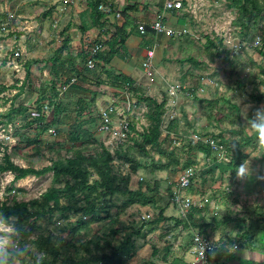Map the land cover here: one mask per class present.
<instances>
[{
  "label": "rangeland",
  "instance_id": "1",
  "mask_svg": "<svg viewBox=\"0 0 264 264\" xmlns=\"http://www.w3.org/2000/svg\"><path fill=\"white\" fill-rule=\"evenodd\" d=\"M26 1L28 0L20 2L19 9L23 15L35 16V22L38 24L37 35L48 37L50 48L45 52L42 50V48L46 49L44 45L42 43L38 45L40 49L28 62L33 74L31 75L29 69L27 70L28 79L17 92L13 90L14 85L10 88H0V92H4L2 96L0 95V164H5V155L16 166L32 167L36 170L49 166L52 160L69 158L77 152L82 153L86 160L95 158L100 154L101 147L95 140L90 141L89 136L84 137L85 132L80 135L86 138L80 146L72 145L70 140L67 143L66 139H62L63 135H60V129L55 120L51 123L55 133L51 134L48 132V125L39 120V116H34L33 110L40 114L43 100L40 101L39 97L42 94L48 96L53 93L50 88L54 83L49 72L50 57L52 58L57 48L62 45L61 41L68 38L69 44L60 56L69 55L71 62H76V65L82 67L87 57V54L85 58L82 57L85 53L84 41L100 40L106 45V36L103 35V38L98 36V27H91L95 30L92 34L88 32L91 28L83 32L81 26L90 24L88 16L81 13L73 14L69 7L63 10L64 12L57 10L58 8L50 11L44 9L47 6L44 0ZM193 1L194 4L189 5L188 11H181V14L175 13V17L185 20V23L181 22V26L185 27H180L186 30L182 39H157L155 51L158 50L159 54L155 67L165 76L166 81L157 77L148 87L140 85L139 93L129 90L137 101L141 96L153 98L159 103L164 101V113L171 109L168 106L169 103L177 102V106L172 109L176 117L172 120L173 124L169 123L173 125L171 129L169 128L171 134L165 135L163 132L160 134L161 149L158 147L148 149L149 156H145L143 152L134 155L139 162H145L144 164L149 168L144 167L133 173L128 186L131 190H135L140 182H144L151 188L155 187L153 194L158 200L157 203L161 207L167 206L170 203L172 183L179 171V168L172 164V160L178 159L181 163L185 162L192 153V164L197 173L193 182V191L197 188L196 193L210 196L208 203L213 204L212 211L207 209L211 204L206 203L200 207L204 209V215L200 214L202 217L199 220L206 229L207 225H216L215 233L218 237L224 238L222 234L232 225L228 220L229 217L233 219H231L232 222L240 219L239 215H242L251 222L252 217H256L257 211L264 215V205L260 204L262 200L264 201V145L257 143L256 133L246 123L247 117H251L256 107L264 106V0H257L263 10L254 20L247 21V26L242 24L237 9L233 7L230 0ZM183 3L187 8L186 0ZM7 4L14 6L18 2L7 0ZM70 13L73 16H70ZM123 20H125L124 16ZM50 21L56 27L49 25ZM135 21L136 19L133 18L132 22ZM176 26V24L173 25L174 28ZM117 27L116 23L109 24V37ZM102 30L107 31V29ZM208 38L213 41L215 47L208 49ZM78 42L79 44L76 45ZM235 45H240L237 51L232 50ZM75 46H78L76 50H74ZM125 49L126 47L120 50L119 57L115 58V64L125 69L131 67L130 70L133 71L138 66L139 57L133 56L127 49L125 53ZM188 57L196 61L187 60ZM230 62H232L231 65ZM4 76L0 75V78ZM67 76L71 77V75ZM168 84L179 86V90L175 92L176 95L170 94ZM70 89L67 92L81 96V99L83 96L86 103L96 102L92 101L97 97L93 94L97 92L96 90L89 88V92L85 93L76 88ZM22 93L25 97L21 98ZM27 95L30 100L33 95L32 102H25ZM106 95L112 98L108 92ZM97 98L98 103H93V112L108 102V96L103 102L99 100L100 95ZM138 102L144 104L148 114L150 102L141 100ZM20 107L24 110L18 113L17 110ZM7 135H12L14 138ZM207 138L224 142L226 159L212 161L216 159V154L212 153L215 156L212 159L209 154L205 155L203 151L196 149L195 144L198 143L206 146L204 140ZM235 152H238V159L241 157L240 164L244 161L246 165L250 163L251 175L245 180L237 179L236 172L232 175L228 167L225 169L223 165L216 167V164H228L232 158L236 157ZM158 162L171 163L166 169L157 170L154 168V163ZM120 165L121 163L118 164ZM15 174L9 170L0 172V204L39 199L52 185L51 172L39 176L28 175L21 179H15ZM139 178H142V181L137 182ZM96 179L97 176L93 175L90 181ZM82 199L79 195L78 203H82ZM125 199L117 194L100 199L97 202L96 216L82 217L81 214L72 211H53L36 220L30 218L27 223L20 225L16 224L14 218L6 221L0 215V224L10 225L13 229L6 237L10 245L9 251L13 252L9 261L11 264H36L42 256V253L38 251L36 240L42 236L52 238L57 246L67 242L76 244V249L71 246L62 247L61 258H84L91 260L89 264H103L98 261L100 254L109 255L111 252V248L106 244L110 243L112 247L117 248L128 235L132 234L135 239L134 251L117 255L112 264H145L146 261L155 260L151 252L156 246L160 249L168 248L166 255L173 252L170 251L169 241L165 242L169 238L166 234L168 235L170 230L172 232L170 239L176 237L175 242L183 239L184 233L189 232L180 227L177 232L180 233L178 237L174 231L177 227L169 219L154 225L155 231L153 230L152 234L147 232L148 227L140 230L145 222V219L140 218L139 207L141 206L129 204L123 208ZM157 213L158 210L152 209V218H156ZM172 213L177 214L176 211ZM194 213L198 214L197 211ZM150 220L151 218L147 221ZM78 224H84V226L81 227ZM19 226L21 229H18ZM131 229L139 232L133 231V233ZM89 240H92V244L88 245L90 252L81 250L80 244H85ZM93 241H99L103 245V250H96ZM17 246L24 249V254L19 260L15 256Z\"/></svg>",
  "mask_w": 264,
  "mask_h": 264
},
{
  "label": "trees",
  "instance_id": "2",
  "mask_svg": "<svg viewBox=\"0 0 264 264\" xmlns=\"http://www.w3.org/2000/svg\"><path fill=\"white\" fill-rule=\"evenodd\" d=\"M233 7L237 9L239 19L242 20V24L247 26V21L251 19L254 20L256 16H258L263 8L259 4L257 0H230ZM99 0H91L87 3V8L83 11V15H87L90 21V24L81 26V30L83 32L88 31L91 27H98L100 33L99 36L103 38V35L106 36V46L107 49L99 52L95 56V66L93 69H87L86 67H77L76 63L71 62L70 56L67 57L60 56L62 55V51L68 46L69 40L65 38L61 41V46L57 48L55 51V55L51 58V65H50V74L54 83L51 85V91L47 97L45 94H42L39 99L40 101H44L45 99L48 100L50 104H53L52 113H54L55 118L53 120L57 122L59 114L62 113L63 103L59 100V93L56 89L57 78L60 72H64L65 70L68 73L74 74L77 78V81L72 87L85 91L81 84L78 85L77 82L86 83L87 80L95 81L96 86H100L102 84H108L112 87L118 88L121 90L123 88H129L130 91L133 93H139L140 85L133 79L132 77L125 75L121 72H117L116 70L106 68L111 62L114 57H117L120 54V50H124L126 40L132 31H127V28L130 27L132 22L126 20L124 24L118 26L116 31H114L110 37L108 36V30H102L104 27L102 19V14L97 10V4ZM176 12V11H171ZM253 18V19H252ZM184 18H180L182 23H185L183 20ZM136 30L137 27H135ZM148 29V28H147ZM139 31V30H138ZM140 32V31H139ZM180 37H172L176 39H182ZM222 41L221 39H219ZM103 43V42H102ZM207 47H215V44L211 39L208 38L207 40ZM69 53V52H68ZM67 54V53H66ZM70 57V58H69ZM82 57H86V53L82 54ZM119 57V56H118ZM187 60H191L195 62L194 58L188 57ZM102 63H99V62ZM232 62L229 64L231 65ZM63 74V73H62ZM67 82V81H65ZM115 90L114 92L118 91ZM117 93V92H116ZM96 96V93H93ZM261 97V96H260ZM57 98V101L55 99ZM143 99V100H142ZM258 97V101H259ZM145 101L150 102V111L147 114L148 119L151 123L149 127V131L147 133L141 134L139 140H135L133 144L128 145L126 147H120L115 154V157L111 155L105 148L101 149L100 154L92 159H87L82 155V153L77 152L74 156L69 158H57L56 160H52L49 166H45L41 169H34L32 167L21 168L16 166L15 164L9 161L8 156L4 157L5 164H0V172L3 171H11L15 172V179H21L28 175H35L39 176L48 172H51V183L52 185L46 189V191L40 196L39 199L30 200L29 202H17L14 201L12 204L1 203L0 204V213L4 220H8L10 218H14L16 224H24L28 222V219L34 218V220L38 219L39 217L44 216L47 213H51L53 211H72L76 214H81L82 217H87L91 215L97 214V202L100 199H105L106 197H112L113 195L117 194L121 197L126 198L122 204V207L125 208L129 204H138L140 206H149L151 209L158 210L156 218H152L150 221H145L141 225L140 230L145 227H148V231H153L155 229L154 225L157 223H161L164 220H172L174 225L178 228L182 227L185 230H188L190 226L200 227L199 224L196 225L192 222V213L195 211L200 212V209L197 207H192L187 214L186 218H170L164 216V207H161L156 200L153 192L155 191V187H150L147 183L140 182L139 186L135 190H131L128 186L130 182V177L133 173L138 172L141 168L148 167L146 164L139 162L137 157H135L136 153L143 152L145 156H149L148 149L152 147H158L161 149V144L159 142L160 132L158 130L159 123L161 122L162 115L164 113V101L160 103L156 100L148 99L142 97L138 99V101ZM95 101V98L94 100ZM40 103V102H39ZM86 102L83 99L78 100V106L80 110H85L86 106H84ZM24 108H19L17 111L21 113ZM39 120L44 121V115H40ZM173 122V121H172ZM171 122V123H172ZM173 124V123H172ZM169 125V128L173 125ZM78 127V125H77ZM80 128H75L71 131L72 141H76V139L80 138ZM86 136V135H85ZM84 136V137H85ZM89 136V135H88ZM90 138V136H89ZM36 141V140H33ZM220 142L224 143L222 140ZM226 142V141H225ZM196 149L199 151H203L205 155L212 156V159L215 156L212 155V151L201 143L195 144ZM205 148H204V147ZM102 147V146H101ZM162 151V150H161ZM236 157L232 158L228 164H216L217 166L221 167L223 165V169L230 168L232 171V175L235 174L237 167L240 164L241 157L238 159V152H235ZM135 155V156H134ZM190 157L186 159L185 162H179L178 159L172 160V164L179 168L182 164V167L187 168L189 166L193 167L192 161V153L189 154ZM114 159L121 162V164H128L130 168V172L126 175H122L118 169L114 166ZM216 159L212 160L215 161ZM171 163V162H170ZM170 163H154V168L157 170H164L166 169ZM195 164V163H194ZM149 168V167H148ZM177 168V169H178ZM96 175L97 179L94 181H90V178ZM142 181V180H141ZM173 185V183H172ZM193 190V185L190 186L188 189L189 191ZM81 196L82 203H78V196ZM172 195V192H171ZM170 195V196H171ZM63 203H61V200ZM244 219V218H243ZM240 218V220H243ZM86 224V222L84 223ZM81 224V227L84 226ZM254 224V223H253ZM252 224V225H253ZM251 223L249 224V227ZM197 227V228H198ZM18 229H21L19 226ZM132 232L139 231L136 229H131ZM115 231V230H114ZM133 232V233H134ZM203 234L204 231H201ZM136 236V234H134ZM64 245L57 246L53 243L52 238L47 237H39L36 240V245L38 251L42 253V256L36 262V264H89L91 260L84 259V258H74V257H62V247L64 246H71L76 249V244L73 242L63 243ZM89 244H92V240H89L85 244H80V249L85 252H90L88 247ZM94 247L98 251L103 250V245L100 244L99 241H93ZM106 246L111 248V252L109 255L105 253H101L98 261H101L103 264H112L114 258L117 255H122L123 253L133 252L135 248V239L133 238L132 234L128 235L124 240L123 243L119 245V247L114 248L111 246L110 243H107ZM47 253V259H44V253ZM158 253L154 248L152 255ZM152 256V257H153ZM210 258V255H209ZM11 264V261H9ZM145 264H153L151 261H146ZM169 264H188L184 261L183 257L181 256H173L172 259L169 261Z\"/></svg>",
  "mask_w": 264,
  "mask_h": 264
},
{
  "label": "built area",
  "instance_id": "3",
  "mask_svg": "<svg viewBox=\"0 0 264 264\" xmlns=\"http://www.w3.org/2000/svg\"><path fill=\"white\" fill-rule=\"evenodd\" d=\"M46 5L44 9L53 10H66L68 7H75L78 10H84L87 8V3L91 0H44ZM134 0H99L97 4V10L102 14L101 21L104 24L103 29L109 30V24L116 23L117 26H121L123 22V13L126 5ZM18 4L12 6L7 4V0H0V75H5L4 78H0V88L14 85V92H17L19 88L28 79V62L30 60L29 44L37 41L42 43L40 35H37L38 24L35 22V16H29L28 14H22L19 10ZM61 9V10H60ZM76 9V10H77ZM190 6L184 7L183 0H162V6L156 11L153 19L145 24H137V29L144 34L145 32H151L154 36V42L151 48H149L142 61V74L146 80V86L151 84L157 77H161L163 81H166L165 76L155 67L154 64V50L157 45V39L159 37H165L167 39L172 37L183 36L186 32L185 29H175L170 27L166 23V15L171 11L181 12L188 11ZM56 22V20H55ZM49 25H54L50 21ZM148 28V29H147ZM109 35V33H108ZM82 47V44L80 45ZM105 45L100 40H90L83 43L84 52L87 54L85 65L87 68H94L95 56L103 51ZM240 45H235L232 49L237 51ZM76 82V78H71L68 82H61L56 85L58 95L61 94L73 83ZM28 83V82H27ZM170 94L176 95L175 92L179 90V86L175 84H168ZM116 95L112 94V98L103 107L97 110L96 116L98 117V130L104 136L101 140L100 147L105 148L111 155L115 157L116 151L120 147H126L133 144L135 140H139V137L143 133L149 131L150 122L147 118V108L143 106L141 102L135 100L130 93L129 88H123L116 91ZM4 92H0L2 96ZM49 97V96H47ZM57 101V98L55 99ZM171 109L166 110L159 123L158 130L160 134L163 132L165 135L171 134L168 131V125L175 119V114L172 111L177 106L176 103L168 104ZM53 110V104H50L47 99L43 101L42 110L39 114L33 110L34 116L44 115V123L48 125V132L55 133V128L51 127L50 115ZM14 138L12 135L8 136ZM204 143L210 148L213 155L217 159H226V148L220 141H214L213 139H205ZM210 159V157H208ZM114 166L122 175H126L130 172L128 164H121L120 161L114 159ZM197 175L194 167L189 166L187 168L179 166V171L172 185V195L170 202L175 206L178 212V218H186L188 212L192 207H203L206 202H209V197L202 194H189L188 189L193 185L195 176ZM142 178H139L137 182H140ZM151 213L143 212L141 214L142 219L148 220L152 218ZM190 229V227H189ZM190 231V230H189ZM198 234L205 241H211V239L203 234L200 230L191 229V254L194 256V261L191 264H209V254L205 252L202 257L200 250L196 244Z\"/></svg>",
  "mask_w": 264,
  "mask_h": 264
},
{
  "label": "crops",
  "instance_id": "4",
  "mask_svg": "<svg viewBox=\"0 0 264 264\" xmlns=\"http://www.w3.org/2000/svg\"><path fill=\"white\" fill-rule=\"evenodd\" d=\"M28 1H26V2H28ZM183 1L185 2V0H183ZM16 2H18V4L20 5V2L21 3L25 2V0H15V3ZM31 2L33 4V1H31ZM186 3L188 5H190V4L193 5L194 1L193 0H186ZM161 6H162V0H134L133 2L126 5V7L124 9V13H123L125 20H123V22L124 21L126 22V20H129L132 22L133 18H135L136 21L132 22V24L130 26V27L133 26L132 28H129V27L127 28V31H129L131 29H132V31L130 32V34L126 40L125 47H126L127 51H129L130 53L133 54V56L139 57L138 58L139 63H138V66L134 68L135 70L132 71V70H130L131 67L125 69V68H122L121 66H116V64H115V58L116 57H114L111 60L110 64L108 66H106V68L116 70L118 73L121 72L125 75L132 77L133 79H135V81L139 85H142V84L146 85L147 80L143 77L141 66H142V61L144 59V56H145L147 50L149 48H151V46L153 45L154 36L151 32H145L144 34H142L138 30H136L135 27H137V24L149 23L153 19L156 11ZM20 7H21V5L19 6V8ZM68 9H71L73 11V14H76V13L80 14L85 10L84 9L81 11V9L78 10L75 7H69ZM50 11H52V10H50ZM61 11H63V10H61ZM141 11H143V12H141ZM21 13H22V11H21ZM175 13L181 14L180 12H175ZM175 13L174 12L167 13L166 19H165L167 25L170 27H173V25L176 24L177 26L175 29H180V27L181 28L185 27V26H181L180 18L175 17ZM73 14L70 13L69 15L73 16ZM78 14H77V17H78ZM123 22H122V24H123ZM49 24H50V22H49ZM44 27H45V25H44ZM93 29L94 28H91L88 32L92 34L93 32H95V30H93ZM97 33L99 36V31ZM159 38H161L162 40H164V39L167 40L165 37H159ZM48 40H49L48 37L41 36L42 44L46 48V49L42 48V50L45 52L47 50H49V48H50V46L48 45L49 44ZM78 44H79V42L76 45H78ZM38 45H39V43L37 41L29 44V50H30L29 57H30V59L34 56V54L38 51V49H40V47H38ZM77 47L75 46L74 50H76ZM104 47L105 48L103 50H105L107 48L106 45ZM126 49H125V53H126ZM155 50H156V48H155ZM155 50H154V52H156V55H154L153 60H154V64L156 65L158 63V54H159L157 52H159V51L158 50L155 51ZM99 63H102V62L100 61ZM127 66H128V64H127ZM77 67H78V65H77ZM82 67L83 68L86 67L85 63ZM28 69L32 75L33 70H32L31 65L29 63H28ZM87 69H90V68H87ZM46 72H47V70L45 71V73ZM65 74H67L69 76L71 75V77L69 78ZM73 77L76 78V76L74 74L68 73V71H66V70L64 72L62 71L59 73L56 85L61 83V82H64V81L68 82ZM76 81H77V78H76ZM85 82L86 83L77 82V84L78 85L81 84V87H83V89L85 90V93H87L89 88L96 90L97 91L96 96L98 97L100 95L99 100H101V102H103L105 100V98H107V96H108V101H109L110 97H109V95H106L107 92H108V94H110V96H113L112 94L116 95V92H114V91L118 90V88L112 87L108 84H102L100 86H96L95 82H93V80H87ZM75 83H73L72 85H74ZM72 85H70L61 94L62 96H59L60 97L59 100L63 103V108H64L62 110V113L59 114V116H58L59 120L57 121L58 128L60 129V135L61 134L63 135L62 139L63 140L66 139L65 141L67 143L69 142L68 140H70L72 145H75V146L79 145L80 146L81 144H83L84 139H86V138L79 136L80 138L76 139V141L71 140V138H72L71 131L74 130V127L75 128L79 127L80 131L82 133L85 132L84 136L89 135L90 141L94 142V140H95V142H97L100 145L101 140L104 138V136L98 130L99 121H98V117L96 116L97 110L94 112L92 111L93 103H98V98L95 97L96 102H90V103L84 104V106H86V109L80 110V108L78 106V100L81 99L80 98L81 96L79 97L75 94L72 95L70 91L67 92V90H69L70 88L73 90L74 87H71ZM77 90H79V89H77ZM80 91H82V90H80ZM28 95H27V98L25 100L26 103L30 102V101L32 102V100L34 99L33 95H31V100H30V97H28ZM23 96L25 97V95L22 93L21 98ZM91 96H92V94H91ZM82 99H83V96H82ZM54 118H55L54 113H51L50 120H52ZM77 125H78V127H77ZM216 167H219V166H216ZM176 176H175V178H176ZM196 190H197V188H195L194 191L193 190L189 191V194H199V193L195 192ZM206 203H208V202H206ZM208 204H211V203H208ZM260 204L264 205V201L262 200ZM139 208L141 210L140 214H142L143 212L152 214V209L149 206H141ZM207 209L212 211L213 210V204L209 205V207ZM173 211H176L177 214L174 215L172 213ZM163 214L166 217H172V216L174 218L178 217V212L175 209V207L172 205L171 202L168 203L167 206H164ZM200 214L204 215V209H201L200 212H198V214L192 213L191 218H192V222H194V224L197 223L196 225L199 224L201 226L202 221H200L199 219L202 216ZM239 216H241L242 219H243V217H245L242 215H239ZM232 217L235 218L234 216H232ZM231 219H232L231 217L228 218V220H230V223H232V225L230 226V229L228 228L227 232L222 234V236L224 235V238H221V236L218 237V234L215 233L214 227H216V225L215 226L207 225L208 226L207 229L205 228L204 225H202L200 227V229L198 226H197L198 228L194 227V226H190V229H188L190 231L188 233H184L185 234L184 237H182V235H181L180 237H182L183 239H178V240H176V242H175L176 237H173L172 240L170 239V236H171L170 234H172V232L170 230V233L168 235L166 234V236H169V238L167 239V237H166L167 240L165 242L167 243L169 241L170 251L172 250L175 253L171 252V253H167V255H166V250L168 248L167 249H165V248L160 249L159 247L156 246L155 249H156V251H158V253L155 255V257H153L155 260H149V261H151L153 264H169V261L172 259L173 256H181V257H183V259L186 263L189 264V263L193 262L194 256L191 254V250H190L191 244H192L191 243V229H197L200 231L203 230L205 235L208 236L211 240L213 239V237L216 234V241L218 242V244H224L225 242H227L228 244L235 243L237 245V251L234 254L227 255L221 251L219 254H217L215 256V258H212L210 256L209 264H264V215L261 214V212L259 213L257 211L256 217H252L251 222L248 218H244L243 220L238 219L237 221H232V222H231ZM145 221H147V220H145ZM165 221H167V220H164L162 222H165ZM248 223H251L250 227L247 226ZM179 230L182 231V229H179ZM174 231H176L175 235H177V236L180 235V233H177V232H179L178 229L174 230ZM148 233L152 234L153 231L148 232ZM175 243H176V245H175ZM171 245H173V246L171 247ZM168 251H169V249H168ZM168 257H170V259ZM163 261H166V262L163 263Z\"/></svg>",
  "mask_w": 264,
  "mask_h": 264
},
{
  "label": "clouds",
  "instance_id": "5",
  "mask_svg": "<svg viewBox=\"0 0 264 264\" xmlns=\"http://www.w3.org/2000/svg\"><path fill=\"white\" fill-rule=\"evenodd\" d=\"M247 125L252 131L256 133L257 143L264 145V106L256 107L252 111L250 118L247 117ZM250 163L246 165L245 161L241 163L236 169V177L239 180L247 179L251 174L249 172ZM0 215H4L0 213ZM12 226L7 224H0V264H9L10 257L13 256V252L9 251V242L6 239L9 232H11ZM196 244L200 250L202 257H204L205 252H207L212 258H215L217 254L221 251L227 255L234 254L237 251V245L235 243L228 244H218L216 241V234L211 241H205L198 234L196 239ZM24 254V249L17 246L15 250L16 259H20ZM44 259H47V253H44ZM41 264L43 262L41 261Z\"/></svg>",
  "mask_w": 264,
  "mask_h": 264
}]
</instances>
